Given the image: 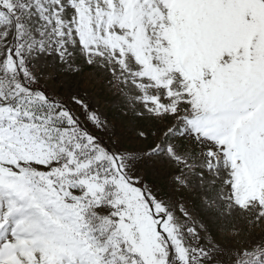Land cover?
<instances>
[{
	"label": "snow or ice",
	"instance_id": "6c2138e0",
	"mask_svg": "<svg viewBox=\"0 0 264 264\" xmlns=\"http://www.w3.org/2000/svg\"><path fill=\"white\" fill-rule=\"evenodd\" d=\"M17 4L14 30L0 26V264H223L211 229L201 238L182 203L132 172L166 155L187 187L179 173L191 158L207 214L217 200L229 215L241 207L238 176L264 181V0H0L11 13ZM26 23L38 37L31 59ZM51 25L59 39L45 43ZM45 68L53 82L62 77L65 98L40 86ZM94 68L118 84L135 120L169 121L160 141L123 152L106 143L116 127L76 88ZM121 108L113 98V118L129 116ZM252 203L264 216V203ZM234 264H264V243Z\"/></svg>",
	"mask_w": 264,
	"mask_h": 264
},
{
	"label": "rangeland",
	"instance_id": "374dc122",
	"mask_svg": "<svg viewBox=\"0 0 264 264\" xmlns=\"http://www.w3.org/2000/svg\"><path fill=\"white\" fill-rule=\"evenodd\" d=\"M13 2L15 3L16 0H13ZM23 2L27 6L29 0H23ZM41 3H46V0H41ZM32 11H34V8ZM0 12L4 16L0 26H3L5 31L14 30V17L20 14L18 4L14 13L9 12L2 6H0ZM24 19L30 22L35 17L28 15ZM55 27V25H51L45 30V43L50 39H59L53 31ZM34 38H38L34 36V26L26 23L23 30L22 51L27 59H31L32 50L29 49L28 45L32 43ZM102 50L105 53V58L111 56V52L108 49ZM3 53V34L0 33V55ZM42 67L43 65H40L34 68L33 71L39 74ZM44 71L48 75L41 76L40 86L45 87L51 95L59 96L62 99L65 98L66 91L60 83L62 77L58 76L57 81L53 82L50 78L51 68H45ZM106 79H109V77L105 69H85L80 73L76 84L79 94L102 115H108L110 123L116 127L117 135L111 140L106 137V143H109L114 151L123 152L124 150L145 149L160 141L162 139L161 133L168 127L169 121H166L163 117L149 119L147 114H145L146 118L143 121L135 120L131 116V109L128 108V98L119 94L118 84L113 83L109 86L105 82ZM129 92L135 93V89L129 86ZM113 98L120 100L121 111L124 109L129 110L127 118H113V114L110 112ZM141 128L149 133L155 129L156 134L150 135L146 141H142L135 136V133ZM33 147H29L31 153L34 151ZM192 163L194 161L189 158V163L183 164L179 173L183 179L189 182L187 187H181L180 183L173 178L177 173V166L168 160L166 155L153 160L151 170H146L142 164L137 163L132 174L142 177L146 176L148 181L155 186L156 194L170 200L172 204L182 203L188 213L187 224L195 228L201 238L206 237L208 230L211 229L212 239L219 248L217 259L223 261V264H234V258L244 248L251 247L257 242L264 243V216L257 215V204L252 203L254 200L264 203V191H262L264 190V181L258 180L255 175H248L247 173L243 176H238L236 183L238 185V199L241 207H233L229 215L227 214L228 210L224 208V201L217 200L218 207L211 214H207L200 205V185L197 176L193 174ZM224 178V174L221 173V180ZM221 191L227 194L230 189L225 187ZM249 204H251V207H249ZM176 222H185L179 212H177ZM184 239L191 242L193 237L186 234Z\"/></svg>",
	"mask_w": 264,
	"mask_h": 264
},
{
	"label": "trees",
	"instance_id": "16d2710c",
	"mask_svg": "<svg viewBox=\"0 0 264 264\" xmlns=\"http://www.w3.org/2000/svg\"><path fill=\"white\" fill-rule=\"evenodd\" d=\"M33 153L32 154H34V155H39V153L41 152V148H40V146L39 145H36V146H34L33 147Z\"/></svg>",
	"mask_w": 264,
	"mask_h": 264
}]
</instances>
